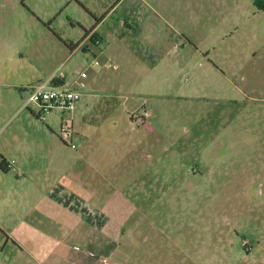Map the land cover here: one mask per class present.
Returning a JSON list of instances; mask_svg holds the SVG:
<instances>
[{"label": "rangeland", "instance_id": "rangeland-1", "mask_svg": "<svg viewBox=\"0 0 264 264\" xmlns=\"http://www.w3.org/2000/svg\"><path fill=\"white\" fill-rule=\"evenodd\" d=\"M101 21L103 42L89 39V51L70 56ZM169 44L179 57L167 56ZM79 69L89 79L71 113L75 139L85 132L95 146L107 117L131 123L132 103L153 104V124L122 125L168 170L162 187H142L135 199L144 226L134 264H264V0H0L1 82L24 91L55 72L68 88ZM117 87L126 92L109 93ZM27 113L10 131L39 148L66 147L60 111L37 122ZM4 189L16 221L3 203L0 220L15 224L21 188L2 181L0 197ZM17 252L0 227V264H17Z\"/></svg>", "mask_w": 264, "mask_h": 264}, {"label": "crops", "instance_id": "crops-1", "mask_svg": "<svg viewBox=\"0 0 264 264\" xmlns=\"http://www.w3.org/2000/svg\"><path fill=\"white\" fill-rule=\"evenodd\" d=\"M102 23L70 56L80 49L89 51L86 43L94 34L103 42L104 37L97 30ZM165 51L171 59L179 57L176 45L169 44ZM102 54L101 61L103 58L104 62L109 61ZM80 70L76 71L77 75ZM55 75L54 72L47 82ZM20 85L0 81V164L5 161L7 165L6 172L0 169V182L9 180L21 188L19 220L15 224L0 220V227L18 250L17 258L20 259L16 263L99 264V257L106 256L117 264H134L139 258L137 245L142 241L139 229L144 226L143 213L135 199L142 187H162L158 182L167 181L168 170L167 167L156 168L151 163L153 155L150 151H142L140 140L135 141V133L128 135L122 125L138 123V120L146 122L155 113L153 104L149 107L144 101L140 111L139 106L132 103L129 106L131 123L128 119L107 117L106 122L110 124L106 128L102 123L97 128L100 133L95 146L92 145L93 137L83 132L85 136L74 137L79 145L76 149L66 144V147L43 149L39 148V139L35 142L31 135L10 131L15 118L25 114L27 109L31 114L30 117L27 113V117L38 119L37 113L29 108L28 89L21 91ZM124 91L125 87H117L109 93L119 97ZM134 91L137 90L133 89L136 94ZM93 96L88 93V98ZM124 101L128 102L125 97ZM144 110L150 113L146 119L139 115ZM154 121L155 116L150 122L153 124ZM131 126L134 130V125ZM148 157V163L141 165V159ZM12 161L15 164L8 167ZM11 173L15 174V181ZM13 200L12 191L4 189L0 203L9 209L6 217L11 222L16 221L12 213L17 202L14 197Z\"/></svg>", "mask_w": 264, "mask_h": 264}, {"label": "built area", "instance_id": "built-area-1", "mask_svg": "<svg viewBox=\"0 0 264 264\" xmlns=\"http://www.w3.org/2000/svg\"><path fill=\"white\" fill-rule=\"evenodd\" d=\"M94 43L95 45H100L101 39L95 38ZM97 64L95 62L93 65ZM53 78L64 79L65 75L62 73L56 74ZM87 78V72L81 69L78 72V80L73 87L56 86L50 80L47 83L36 84L28 88V104H34L38 108L37 116L40 120L46 121L47 116L54 111L61 112L59 137L64 144L72 149H76L77 147L74 143L75 132L71 113L75 110L76 105L83 96L84 90L87 88ZM139 115L146 119L150 116V113L144 110ZM14 164V161H12L8 167ZM90 255L94 256L92 253ZM98 263L117 264L106 256L99 257Z\"/></svg>", "mask_w": 264, "mask_h": 264}, {"label": "trees", "instance_id": "trees-1", "mask_svg": "<svg viewBox=\"0 0 264 264\" xmlns=\"http://www.w3.org/2000/svg\"><path fill=\"white\" fill-rule=\"evenodd\" d=\"M92 31V30H91ZM91 31H86V33H85V37H84V39L90 34V32ZM95 38H100L98 35H96V34H94L92 37H91V40L94 42L95 41ZM83 39V40H84ZM83 42V41H82ZM82 42H80V43H78L77 45H71V48L72 49H75V48H77ZM51 83L52 84H54V85H56V86H60V85H65V80L64 79H56V78H52L51 79ZM37 118H38V116H37ZM39 119V118H38ZM0 169L2 170V171H7V165H6V162L5 161H3L1 164H0Z\"/></svg>", "mask_w": 264, "mask_h": 264}]
</instances>
